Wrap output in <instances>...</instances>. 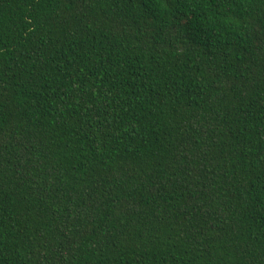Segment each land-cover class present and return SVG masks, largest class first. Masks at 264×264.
Instances as JSON below:
<instances>
[{"label":"trees","instance_id":"16d2710c","mask_svg":"<svg viewBox=\"0 0 264 264\" xmlns=\"http://www.w3.org/2000/svg\"><path fill=\"white\" fill-rule=\"evenodd\" d=\"M0 264H264V0H0Z\"/></svg>","mask_w":264,"mask_h":264}]
</instances>
